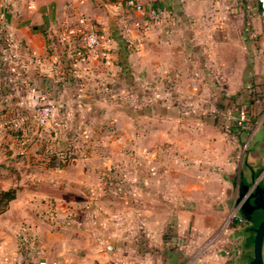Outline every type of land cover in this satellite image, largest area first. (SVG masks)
Returning <instances> with one entry per match:
<instances>
[{"label":"crops","instance_id":"crops-1","mask_svg":"<svg viewBox=\"0 0 264 264\" xmlns=\"http://www.w3.org/2000/svg\"><path fill=\"white\" fill-rule=\"evenodd\" d=\"M10 1L0 15V148L18 160L27 141L28 164L39 165L38 183L51 190L62 223L42 224L43 194L18 190L4 211L18 220L5 226L0 264L140 260L151 245L169 244L160 233L172 213L184 232L191 219L206 231L233 207L235 177L198 166L256 167L264 179V125L249 132L238 109L253 106L249 90L240 91L260 8L242 0H143L140 11L124 0ZM90 27L101 35L94 53L83 39ZM41 103L68 111L72 128L39 129ZM247 136L252 148L241 156ZM70 144L91 154L59 168L41 162ZM112 175L128 180L122 195L108 196ZM23 220L39 232L41 249L18 250ZM237 228L241 243L230 240L223 264H250L254 234ZM208 250L201 261L214 257Z\"/></svg>","mask_w":264,"mask_h":264},{"label":"rangeland","instance_id":"rangeland-1","mask_svg":"<svg viewBox=\"0 0 264 264\" xmlns=\"http://www.w3.org/2000/svg\"><path fill=\"white\" fill-rule=\"evenodd\" d=\"M242 2H247L248 4L252 3L257 10L259 9L257 0H242ZM258 26L259 30L253 28L254 35L252 37V47L250 49L251 58L249 59L248 69L245 71V78H247L245 81L247 82L244 83V88L242 89V91H240L241 94L246 89L249 90V94L254 96L251 99L253 100V106L249 104L246 106H240L238 108L239 112L243 111L246 118L249 119L248 127L251 126L249 132L256 129L257 127H261L262 125H264V19H262L261 16ZM254 101H256V103ZM252 111L253 113H251ZM238 126L241 127L240 124H238ZM247 138L248 136L245 137L244 140H239L240 155L242 154L241 156H243L245 147L246 149L252 148V146L248 144L249 142ZM16 157L19 159L15 160L14 157L9 156L5 148H0V189L18 185L20 187L19 190H21L23 198H28L30 196L38 197L40 196L37 195L38 193L43 194V197H41L42 199L38 200L41 203V222L42 224H45L50 228L59 229L62 220L60 217L59 209L57 207L58 203L55 197L49 195L51 193V190L49 188H46L44 185H41V183H38L39 180L37 177L38 173H40V170L35 166L39 165H34L32 162L31 164H28L29 158L27 155ZM191 163H189L190 168H195V166H191ZM241 163H243V160ZM155 167L157 168V166H154V168ZM202 167L205 169H210L215 173L218 171L219 174L223 175L227 179H233L234 177L235 179H237L239 171L243 168V166H232L228 169H225V166H198V168ZM117 175H112L115 177H112L111 180L109 179V181L111 182L109 184L111 186H109L108 188V190H110V192H108V196L114 194L122 195L123 191L125 190L124 188L127 187L126 185L128 180L126 179V177L123 176L118 179ZM190 176L194 177V175L192 174ZM260 176L259 178H261ZM118 184L121 189L118 187ZM215 186L216 183L214 184L213 188ZM231 192L228 196L229 198L231 196ZM232 195L233 197L231 199V206L233 207L225 213L221 221L218 222L216 220V224L211 228L206 229V231L201 229H193L196 225V220L194 221V219H191L187 222L186 231L184 232L180 226V216L176 213H172L169 219H164L163 222L165 223L162 226V232L160 233L161 238L169 239V244H162L161 248L154 246V244L151 245V249H147L139 253V255L142 257L141 259H146L149 264H170V262L171 264H179V261L181 260L182 263L180 264H223V261L221 259L222 256L224 257L226 255H230V248L232 247V245H234V243H231L230 240H237L239 241L238 243H241L240 234L237 232L241 228L239 229L237 228V226L242 225H240L239 222H235V216H233L234 213L240 214L241 212L239 208H236L237 197L239 195L237 186L234 187ZM32 201H35V199H32ZM53 211L55 212L54 214H56L55 220L48 219L47 216L52 214ZM206 215V213H203L202 217L206 218ZM17 218L18 217L16 214H14V212L9 214V216L6 215L5 212L0 213V242L6 239V232L4 229L6 228L5 226L7 222L16 221L17 224ZM213 220L215 219H211V221ZM18 224L20 227L17 232V242L19 244L18 250H20V252L23 251L24 248L26 249L28 237H30V242H28L29 244H31L34 240V243L38 244L39 247L40 245H42L39 232L36 229H32L27 221L23 220ZM164 242H166V240L162 241V243ZM208 248L211 249L208 251H212L211 253H213L214 257L210 261H201L200 257L204 252H206ZM168 260L170 261L168 262ZM193 260L196 261L194 262ZM16 261L18 262V260Z\"/></svg>","mask_w":264,"mask_h":264},{"label":"built area","instance_id":"built-area-1","mask_svg":"<svg viewBox=\"0 0 264 264\" xmlns=\"http://www.w3.org/2000/svg\"><path fill=\"white\" fill-rule=\"evenodd\" d=\"M126 6L128 8L134 9V10H144V2L143 0H124ZM257 3L259 5L260 11L262 16L264 17V0H257ZM11 4L10 0H2V5L4 6V10L1 12V17L4 18L6 16V13L8 11V8ZM154 14H157V11L154 12ZM83 39L85 42V46L89 50V52H96L97 48L99 47L101 43V35L99 31L94 28L90 27L83 33ZM78 98L83 97V93L80 91L77 94ZM242 112V113H241ZM240 112V118L241 120H246V116L244 115V112ZM34 118L36 121V126L39 129L47 128L49 126H55L58 133L68 131L72 128L71 125V118L69 116V112L66 110H61L60 105L55 103H41L38 104L35 108L34 112ZM27 150V141H22V144L20 148L17 151V154L25 155ZM54 151H57V154L59 156V159L61 162L65 163H72L76 161L78 158L86 157L91 154L92 147H78L74 145H68L67 147L63 149H56ZM58 168L61 167V165L57 166ZM151 171H155L154 167L150 168ZM119 187V184H118ZM120 188V187H119ZM121 189V188H120ZM239 208V204H237V209ZM53 211L52 214L48 215L47 218L51 220H55L56 214ZM235 219L238 217V213H234ZM33 239V238H32ZM28 242H30V237H28ZM28 244V250H39L41 249V245L39 247L38 244H35L34 240L31 244ZM30 264V263H27ZM39 264H49L48 261L40 260ZM104 264H149L146 259H140V260H127L120 257H110L108 258Z\"/></svg>","mask_w":264,"mask_h":264},{"label":"water","instance_id":"water-1","mask_svg":"<svg viewBox=\"0 0 264 264\" xmlns=\"http://www.w3.org/2000/svg\"><path fill=\"white\" fill-rule=\"evenodd\" d=\"M237 203L242 213L252 216L256 209L264 210V184L259 183L253 176V184H245L237 197ZM258 225L254 227L253 255L251 264H264V218H260Z\"/></svg>","mask_w":264,"mask_h":264},{"label":"flooded vegetation","instance_id":"flooded-vegetation-1","mask_svg":"<svg viewBox=\"0 0 264 264\" xmlns=\"http://www.w3.org/2000/svg\"><path fill=\"white\" fill-rule=\"evenodd\" d=\"M258 171H259V169L256 167H254V168L252 167L250 169L249 174H245L243 170L239 171L237 179H235V182L238 185V187H237L238 194H240V191L242 190V188L245 184H250V185L253 184V176H255L256 180L259 183L264 184L263 178L258 179V177H259ZM259 217L264 218V210L263 209H256L254 211V213L252 214V216H249V215H246V214L240 212V214L238 213V217L235 219V222H237V223L239 222V224L242 225L244 228L248 227L249 230L254 234L255 233L254 227L258 225V223H256L255 220H259L258 219Z\"/></svg>","mask_w":264,"mask_h":264},{"label":"trees","instance_id":"trees-1","mask_svg":"<svg viewBox=\"0 0 264 264\" xmlns=\"http://www.w3.org/2000/svg\"><path fill=\"white\" fill-rule=\"evenodd\" d=\"M18 157L22 156L20 154H17ZM43 164L47 167H57L58 165L66 166L68 163L61 162L59 159V156L57 154V151L49 150L46 152V155L44 156ZM19 159V158H16ZM1 165V163H0ZM20 187L18 185L10 186L8 188H1L0 189V213L6 211L10 205V202L17 197L18 190ZM255 220L256 223H258L261 219ZM27 249V248H26ZM23 264V263H22ZM25 264V263H24Z\"/></svg>","mask_w":264,"mask_h":264}]
</instances>
